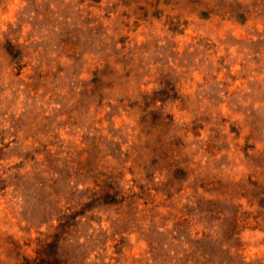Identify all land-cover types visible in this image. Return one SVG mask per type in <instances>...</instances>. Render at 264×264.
Instances as JSON below:
<instances>
[{
    "label": "rangeland",
    "instance_id": "1",
    "mask_svg": "<svg viewBox=\"0 0 264 264\" xmlns=\"http://www.w3.org/2000/svg\"><path fill=\"white\" fill-rule=\"evenodd\" d=\"M162 2L0 0V264H264V0Z\"/></svg>",
    "mask_w": 264,
    "mask_h": 264
},
{
    "label": "trees",
    "instance_id": "2",
    "mask_svg": "<svg viewBox=\"0 0 264 264\" xmlns=\"http://www.w3.org/2000/svg\"><path fill=\"white\" fill-rule=\"evenodd\" d=\"M167 1H169V0H167ZM154 2H156V3H154L156 5L167 4V2L166 3H163L164 1L162 2V0H154ZM156 12H158V14L159 13L162 14V12H160V10H157ZM155 16L158 17L159 15H155ZM51 238H52V242L44 243V245H42V248H44V247L45 248L46 247H50V245H55L56 244V241H57V238H59L58 237V233H54ZM39 263H45V260L42 259L40 253H39V257L37 259H35L34 261L33 260H30V259H26L24 261V263H22V264H39Z\"/></svg>",
    "mask_w": 264,
    "mask_h": 264
}]
</instances>
